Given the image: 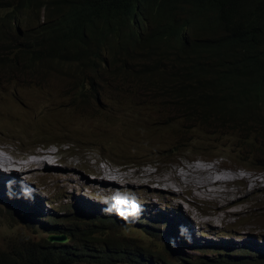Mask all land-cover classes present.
Wrapping results in <instances>:
<instances>
[{"label": "trees", "instance_id": "1", "mask_svg": "<svg viewBox=\"0 0 264 264\" xmlns=\"http://www.w3.org/2000/svg\"><path fill=\"white\" fill-rule=\"evenodd\" d=\"M41 1L43 0H0V81L4 79L9 83L19 81L23 84L22 86L27 87L28 81L40 77L42 65L54 68L56 64L49 61V58L57 57L51 42L53 32L56 34L63 30H70L76 32L83 43L113 45V41H116L113 38L123 36V32L130 29L132 18L130 16L136 12L139 2V0H49L53 12L47 24H37L20 35L16 29L19 13L28 5L37 7L38 2ZM164 4V9L158 13L146 18L139 16L148 26L155 28L154 36L148 35L145 42L137 46L120 40L117 41L118 47L108 48L121 55L128 54L127 58L122 56L129 61L117 65L116 54L112 61L106 60L108 81L105 85L94 88L79 97L74 94L73 80L69 81L72 97L69 107L84 115L93 113L92 119L103 120L101 123L105 126L96 127L95 133L107 134L117 124L124 122L122 125L124 129L129 127L139 136L165 140L164 143L170 146L172 152L191 146L188 140L189 129L193 128L192 123H196L199 128L204 127L207 132L214 135V140L230 138L236 146L235 160L245 163L248 160L247 156L252 155L255 159L258 158L259 165L261 164L264 169V122L261 121L264 116L261 111L255 110V114L253 113L255 104L250 99H237L234 110L237 117L234 119L220 120L222 109L217 104H207L206 117L201 115L199 118L186 110L189 108L187 103H176L173 100L175 97L173 92L159 91L152 83L148 73L150 69H147L150 61L149 51L158 48L159 35L163 28L168 24L175 25L183 22L185 25L196 23L203 26L205 22L211 25V22L194 12L196 6L209 7L215 13L218 12L217 5L213 1L167 0V2L162 1L161 6ZM229 4L227 9L217 17L221 24L224 22L227 24L222 28L224 29L222 34L219 33L217 38L208 42L199 44L192 41L188 44L189 68H185L184 75L181 76L183 86L187 85L193 75L209 76L220 84H238L242 71L235 61L231 60L233 46L248 39L256 41L260 38V43L264 42V0H259L252 5L243 0H230ZM181 13L187 17H183ZM195 44H198V47L190 51ZM199 47L201 52L196 55ZM106 92L108 94L104 96ZM9 101L15 104L13 111H19L15 99L9 98ZM105 102H109L112 107L115 106L117 110L115 116L110 117L113 113L111 109L105 107ZM146 109L150 111L157 109L159 114H164L167 128L160 125L153 127L147 125ZM184 109L185 116L180 115ZM239 114L248 120H240ZM125 119L131 122L128 123ZM176 122H179L181 126L176 125ZM20 140L18 139L17 142L23 147L24 144H21ZM64 212L67 215V210ZM74 216L76 219L71 218V229L74 230L66 235L74 244L82 248V251L78 252L69 245H54L48 241L47 237L38 243L17 237L12 245L0 250V264H163L162 261L167 257L175 258L172 261L166 260L171 264H264L263 254L260 253L262 257L255 259L253 251L246 248L235 249L232 253L230 251L228 253L226 248L216 249L219 252L217 257H201L192 260V257L176 248L177 243L186 244V242L173 235L167 223L156 222L155 219L138 221L137 223L143 226L141 228L149 230L157 228V225L167 226L162 240H168V245L165 250L155 252L160 262H154L136 246H130L117 237L113 239L92 237L93 225H89L84 231H80L79 226V223L84 221L98 223L99 227L119 225L128 227L129 219L97 213L86 214L77 210ZM19 217L24 219L22 215ZM67 217L70 218L68 215ZM7 221L12 226L22 223L20 220L14 221L9 218ZM88 239H91L92 246L87 244ZM102 240L105 245L101 248L96 247L95 243ZM206 254L207 251H204L203 255Z\"/></svg>", "mask_w": 264, "mask_h": 264}, {"label": "rangeland", "instance_id": "2", "mask_svg": "<svg viewBox=\"0 0 264 264\" xmlns=\"http://www.w3.org/2000/svg\"><path fill=\"white\" fill-rule=\"evenodd\" d=\"M27 84H43V86L24 87L19 81L13 83H9L5 79L0 81V148H6V151L9 150L10 152L7 156L0 155V160L3 159L2 162L0 161V171L6 172L8 168L10 171L18 168L17 160L32 148H51L57 152L55 166L62 168L69 165V169H74V172L67 171L70 175L81 171L93 181L99 177L97 175H101L99 162H103L105 168L109 170L108 172L111 170L120 172L115 175V185H108V190H111V193L99 192L89 187L83 194L76 196L86 200L84 202H89L90 209L84 208L85 212L92 213L96 209L93 212H98V215L116 218L120 215L115 210L107 212L105 209L113 205L117 197L127 200L129 204L134 199L140 206L141 211L138 215L127 217L130 220L127 223L128 227L121 225L99 227L98 223L83 221V223H79L80 231H84L89 225H93L92 237L100 236L102 239L117 237L130 246H136L147 258L154 262H160L155 252L165 250L168 245V240H162L167 231V226L165 224L157 225V228L149 230L141 228L143 226L137 222L156 219L157 216L162 219H170L173 222L176 218L175 213L178 211L176 210L177 206L173 204V199L179 200L180 195L168 173L180 171L184 177L188 178L192 172L187 167L192 166L193 162L198 160L196 158H210L208 161H221L216 162L213 166L212 176L214 180H217L218 177L231 178L242 169L250 181L244 183L234 178L229 183L225 182L216 186L208 185L206 186L207 189H196L194 194L198 197L199 194L202 196V199L197 201L189 194L184 195L186 204L183 205L186 207L188 203L191 204V208L195 212V219L204 227L195 226L193 233L190 232L191 235L186 237L188 242L194 243L196 248L191 247V249L182 242L177 243L176 248L192 257V260L201 257H217L219 252L216 249L221 248L228 249V253L229 251L232 253L235 249L246 248L253 251V258L262 257L260 253L264 251V181L258 182L257 185H254L255 183L252 181V179L261 178L259 176H264V169L261 164L259 165L258 158L255 159L252 155H248L246 164L235 160L236 147L230 138L214 140V135H210L206 130L199 128L196 123H192L193 128L189 129L188 140L191 146L176 152L171 151L170 146L164 143L165 140L139 136L136 131L129 127L124 129L122 127L124 122L117 124L107 134H98L94 130L96 127L105 126L104 123H101L103 120L92 119L94 118L93 113L84 115L69 107L72 100L69 80L64 77L51 76L43 81H28ZM9 98L15 99L18 108L24 103V110L13 111L15 104L9 101ZM105 107L112 110L113 115L110 117L117 114L115 106L112 107L109 102H105ZM27 109L37 116L27 112ZM6 110L8 111L6 112ZM146 110L148 114L147 125L150 127L160 125L167 128L164 114ZM20 116L22 117L19 118L18 128L10 129V121H14ZM121 119L123 120V115ZM125 121L131 122V120L126 119ZM176 125L181 126L179 122H176ZM15 138L22 139L20 143L24 144L21 154L17 152L18 147L10 142ZM122 145L124 146L122 147ZM203 147L207 148L205 152L201 151L204 149ZM0 153H2L1 150ZM34 157L32 155L31 159ZM177 157L181 160L177 159L176 163L173 164V160ZM189 159H195V161ZM24 168L29 170L30 166L25 165ZM202 168L199 166L197 169ZM152 170H158V173L156 171L152 173ZM141 173L143 175L138 179ZM148 173L150 177H148ZM202 175L205 174L198 171L196 177ZM165 176L168 177V182L172 184L171 191L166 187L164 190L161 186ZM33 177L35 178L33 179ZM33 177L29 179L28 183L33 184L34 187L29 188L32 191L34 189L36 191L43 190L42 194L45 198L43 210L47 217L40 220L36 225L30 224L25 217L23 219L19 216L27 213V218L35 221L38 216L35 212L26 211L25 208L15 203L0 201V250L12 245L13 240L17 237L38 243L45 240L46 237L48 238L49 233L66 235L74 230L71 229V218H68L64 212L70 208L68 203H75L76 201L72 195L65 197L66 191H69L70 188L48 177ZM9 178L13 180L11 174ZM146 180L149 183H146ZM141 182H145L143 184L145 188H140L137 185ZM146 184L149 185L145 186ZM193 189L190 186L186 187L182 190V194L193 192ZM32 199L36 198H29V201ZM18 204L28 207L23 202ZM94 205L95 208H93ZM239 209L243 211L232 215ZM8 218L14 219V221L20 220L22 223H16V226H12L8 223ZM74 218L76 219L75 216ZM57 223L62 224L53 225ZM250 226H255L263 234L249 231ZM53 244L69 245L78 252L82 251V248L71 240L65 244L58 242ZM87 244L92 246L91 239H88ZM102 245H105L104 240L95 243L98 248H101ZM203 249H211L212 251ZM204 251H207L206 255H203ZM173 259L175 258L167 257L162 263L171 264L166 260L172 261Z\"/></svg>", "mask_w": 264, "mask_h": 264}, {"label": "clouds", "instance_id": "3", "mask_svg": "<svg viewBox=\"0 0 264 264\" xmlns=\"http://www.w3.org/2000/svg\"><path fill=\"white\" fill-rule=\"evenodd\" d=\"M162 1L167 2V0H139L136 12L130 16V18L132 17L130 20V29L127 32H123V36L113 38L116 41H113V45L110 46L95 42L83 43L78 37V34L70 30H63L56 34L53 32L51 42H53L57 57L54 59L49 58V61L55 63L56 66L50 68L47 65H42L40 73V77L42 78L39 77L35 80L43 81L51 76L64 77L69 81L73 80L75 87L74 94L79 97L94 88L105 85L108 81L106 75V60L112 61L114 54H116L117 65L129 61L125 59L128 57V54H122L124 58L121 54L115 53L108 48L111 46L118 47L117 41L120 40L137 46L143 44L145 39L148 38V35L154 36L156 34L155 28L148 26L142 17L139 16L146 18L149 15L162 11L166 4L161 6ZM204 1L215 2L218 12L216 11L217 13H215L213 9L201 6H196L194 12L198 16L211 22V25L206 22L203 26L196 23H188V25H185L183 22L175 25L168 24L161 31L157 44L158 48L149 51L150 61L147 69H150L148 73L152 83L159 91L173 92L175 94L173 100L178 104L187 103V107L189 108L186 110L194 113L199 118L201 115L206 117L208 113L207 104H217L222 109L220 120L234 119L237 117V113L234 110L235 102L238 98L250 99L255 104L253 113L255 114V110L261 111L264 116V42L260 43V38L256 41H253V39L243 40L233 46L231 60L235 61L242 71V77L238 84H220L209 76L193 75L186 86L182 85L181 76L184 75L185 68H189L188 44L192 43V41L200 44L217 38L218 35L223 33L224 29L222 28L227 26L226 22L221 24L217 17L218 14H222L227 9V6L230 5V0ZM243 1L251 5L259 2V0ZM52 12L53 8L49 0L38 2L35 8L28 5L19 13L16 22L18 33L23 35L25 31L32 29L37 24H47ZM182 16L187 17L186 15ZM197 47L198 44H195L190 51H194ZM196 52V55L200 54V47ZM27 86L41 87L43 84H28ZM107 94L106 92L104 96ZM23 105L24 103L21 104L18 110H24ZM184 111L185 109L180 115H184ZM27 112L34 114L29 109H27ZM150 112L159 113L157 109H153ZM34 115L37 116L36 114ZM238 118L240 120H248L241 114L238 115ZM261 121L264 122V118ZM203 129L206 130L204 127ZM208 133L211 135L210 132ZM206 150L207 148L204 147L201 151L205 152ZM177 159L181 160V158L177 157L172 163L175 164ZM99 165H103V162H99ZM29 185L34 187L31 183ZM25 192L27 194V190ZM1 202H11L22 208H26V206L18 204L22 203V200L15 197L7 198ZM113 210L120 215L116 217L125 219L128 216H136L141 211L140 206L134 199L129 204L127 200L121 199L120 197H117L116 202L105 209L107 212ZM82 211L85 212L86 210ZM85 213L98 214V212ZM163 222L168 224L171 233L178 237L179 240L186 242V245L196 248L194 243H189L186 238L179 237V227L177 225L174 226L172 223Z\"/></svg>", "mask_w": 264, "mask_h": 264}, {"label": "bare ground", "instance_id": "4", "mask_svg": "<svg viewBox=\"0 0 264 264\" xmlns=\"http://www.w3.org/2000/svg\"><path fill=\"white\" fill-rule=\"evenodd\" d=\"M21 117L22 116L18 117L14 121H10V129H17L18 128V124L20 123L19 118H21ZM14 124H15V126H14ZM17 140H18V138H15V139L11 140L10 142L18 147L17 152L21 154V150H23V149H22V146L17 142ZM0 150L2 151V153H0V155H3V156H7L10 153L9 150L6 151V148H0ZM22 155L23 156L20 157L16 163L18 165L17 166L18 168L12 169L10 171V168L7 167L8 169L6 170V172H4L3 170L0 171V201L5 200V199L10 198V197H13V198L15 197V198L21 199L23 203L28 205V207L25 208L26 211H32L38 215L36 217L35 221L29 220L27 218V215H28L27 213H24L22 215L25 217L26 221L30 222V224H38L40 220H44L47 217L46 213L43 210V207H45V205H44L45 204V201H44L45 198L42 194L43 190H40V189L37 191L35 189L33 191L30 190L29 187H31V186L29 185L28 181L31 177H33V176L48 177L51 180L57 181L60 184H62L63 186L70 188L69 191H66L67 194L65 193V197H70L72 195V196H74V199L76 201H75V203H73V202L68 203L70 208L67 210V215L70 218H74V212L76 210L78 212H82V210H85V209L89 210L90 209L89 202L88 203L84 202L86 200H84L82 197L78 198L76 196H80L81 194H83V192L86 191L89 187H91V188H93L99 192L105 191L106 193H111L110 192L111 190H108L109 189L108 185L109 184L115 185V183H116L114 180L115 175H116V173H120L119 171H115V170H111L110 172H108L109 170H107V168H105V165L103 164V165L99 166L100 171H101V175H97L99 177H97L95 180L91 181L86 176V173L81 172V171H79L77 174H72V175L68 174L67 171L74 172V169H69V165L62 167V168L56 167L55 166V164H56L55 159L57 158V153H56V150H53L51 148H32L29 150L28 153L26 151ZM32 155L35 156L33 159H31ZM0 159H1V157H0ZM196 159H198V160L195 161V159L194 160L191 159L190 161H195V162H193L192 166L187 167V169L192 172L191 175L188 174L189 176L186 174L188 176V178L184 177L183 173L180 171L175 172V173H172V172L168 173V176L171 177V180L173 181L175 186L178 188L177 191H178V194L180 195L179 200L173 199V204H175L177 206L176 210H178L175 213V216H176L175 220L172 222V221H170V219H166V218L162 219L161 217H158V216L155 219L156 222L166 221L169 223L172 222L173 224L177 225L179 227L178 228V234H179L180 238H186V237L190 236L191 235L190 232L193 233V229L197 225L204 227L202 224L197 222V220L195 219V215H194L195 212L191 208V204L188 203V205L186 207L183 205V204H186L185 203L186 200H185L184 195L186 196L187 194H189L192 197H194V199L197 201L199 199H202V196H200V194H199V197H198L194 194V191H196V189L206 188V186H208V185H210V186L215 185L216 186L218 184H223L225 182L229 183V182H232L234 178H236L237 180H239L241 182L243 181L244 183L248 180L250 181V178L245 176L246 174L242 169L238 173H236L235 176H233L231 178H229V177H220L219 178L218 177L217 180L216 179L214 180V177L212 176L213 171H214L213 166L216 164V162L219 163L221 161H216L215 159H213L216 161V162H214V161H208L210 159H205V160L201 159V158H196ZM2 160H0V161L2 162ZM3 162H5V161H3ZM206 163H207V165H206ZM25 165L30 166V169L28 170V169L24 168ZM193 166H195L196 168ZM199 166L203 167V168L197 169ZM17 171H18V173H17ZM153 171H156V173H158V170H152V173H153ZM198 171H202L205 175L196 177V175L198 174ZM121 173H123V171ZM152 173H151V176H152ZM10 174L13 176V180L11 178H9ZM142 175L143 174L141 173V175H139L138 179H140V177H142ZM224 175H226V174H224ZM148 177H150L149 173H148ZM259 177H261V178L252 179V181L255 183L254 185H257L258 182L264 181V176H259ZM34 178L35 177H33V179ZM145 182L149 183V181H147V180ZM145 182H141L138 184L136 183V184L140 188H143L144 187L143 184ZM154 182H156V181H154ZM159 182H161V180ZM147 185H149V184H146L145 186H147ZM161 186L163 188L166 187L167 189H169V191L172 190V184H170V182H168L167 176H165V178L162 179ZM189 186L191 188H194L193 192L190 191L189 193L182 194V190L186 187H189ZM25 190H27V194H26ZM164 190H165V188H164ZM114 192H116V191H114ZM215 197H216V195H215ZM29 198H36V199H32V201H29ZM180 205H181V211H180ZM93 208H95V205ZM182 209H183V211H182ZM184 209H185V211H184ZM95 210L96 209H94L93 211H95ZM242 211H243L242 209H239V211L233 212L232 215L239 214ZM60 224H62V223H57L55 225H60ZM183 225H186V226H183ZM73 226L77 227V225H73ZM248 229H249V231H254V232H258V233L263 234L262 231L258 230L255 226H250ZM263 246H264V243H263ZM261 254L264 255V251H261Z\"/></svg>", "mask_w": 264, "mask_h": 264}, {"label": "water", "instance_id": "5", "mask_svg": "<svg viewBox=\"0 0 264 264\" xmlns=\"http://www.w3.org/2000/svg\"><path fill=\"white\" fill-rule=\"evenodd\" d=\"M69 240H70V238L68 236H66V235H52L51 234L48 237V241L51 242V243L58 242V243H61V244H65Z\"/></svg>", "mask_w": 264, "mask_h": 264}]
</instances>
